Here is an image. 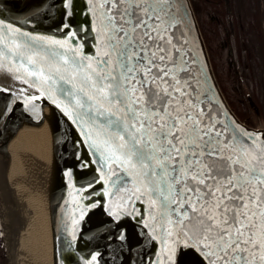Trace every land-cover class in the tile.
<instances>
[{"label": "snow or ice", "instance_id": "obj_1", "mask_svg": "<svg viewBox=\"0 0 264 264\" xmlns=\"http://www.w3.org/2000/svg\"><path fill=\"white\" fill-rule=\"evenodd\" d=\"M177 4L183 7L182 0H103L104 58L93 66L74 56L68 78L60 67L49 72L71 85L61 91L74 98L84 134L100 156L121 166V180L132 177L146 190L169 226L197 236L207 264H264V134L226 125L200 106L177 35ZM0 43V60L11 53L20 57L16 71L56 82L39 66L38 53L21 51L28 45L3 36ZM48 43L63 48L66 42Z\"/></svg>", "mask_w": 264, "mask_h": 264}, {"label": "water", "instance_id": "obj_2", "mask_svg": "<svg viewBox=\"0 0 264 264\" xmlns=\"http://www.w3.org/2000/svg\"><path fill=\"white\" fill-rule=\"evenodd\" d=\"M102 2L72 0L69 7L67 0H0V36L9 43L15 40L28 45L21 50L26 55L38 53L39 66L45 69V75L51 74L56 81H40L28 76L23 69L16 71L20 57L11 53L8 59L0 60L3 64L0 67V157L3 160L0 239L7 248L9 262L15 264L12 259L15 202L8 190L2 123L6 116L7 91L11 90L34 134L48 264H186L189 257L196 264H207L205 250L198 246L197 236L175 223L169 226L163 210L159 204L153 205L146 190L132 177L126 182L121 180L125 176L121 166L100 156L84 134L88 129L80 123L81 110L76 107L74 98L61 91L71 85L59 80L54 71L49 72L60 67L59 75L68 78L73 72L74 56L87 58L84 63L90 59L93 66L104 58L107 49L98 31ZM182 3L183 7L176 6V15L181 21L177 35L189 60V83L203 102L200 106H206L213 119L226 125L234 122L250 133L264 134V125L247 123L227 99L191 0H182ZM227 6L230 8L228 0ZM8 25L18 32H9ZM37 37L41 39H33ZM48 41L66 43L61 48ZM0 48H3L2 43ZM62 57L69 63L64 64ZM12 60L17 62L10 63ZM25 66L34 67L28 65L26 59ZM74 83L79 85L80 77ZM248 100L254 107L250 96ZM259 139L264 141V135ZM171 219L175 221L177 216Z\"/></svg>", "mask_w": 264, "mask_h": 264}, {"label": "trees", "instance_id": "obj_3", "mask_svg": "<svg viewBox=\"0 0 264 264\" xmlns=\"http://www.w3.org/2000/svg\"><path fill=\"white\" fill-rule=\"evenodd\" d=\"M208 46L219 83L237 112L250 125L264 123V23L255 1H244L234 7L235 34L226 23L219 26L215 16L223 20L227 14L221 0H192ZM222 12V14H221ZM236 14H241L243 29L238 27ZM227 43V46H225ZM248 96L256 104L251 106Z\"/></svg>", "mask_w": 264, "mask_h": 264}, {"label": "bare ground", "instance_id": "obj_4", "mask_svg": "<svg viewBox=\"0 0 264 264\" xmlns=\"http://www.w3.org/2000/svg\"><path fill=\"white\" fill-rule=\"evenodd\" d=\"M5 101L6 116L2 123V141L6 149L8 190L15 202L12 209L15 218L12 259L15 264H48L34 134L11 90L7 91ZM2 162L0 157V166ZM3 218L6 226L7 211L3 212ZM186 264L196 263L192 257H189Z\"/></svg>", "mask_w": 264, "mask_h": 264}, {"label": "flooded vegetation", "instance_id": "obj_5", "mask_svg": "<svg viewBox=\"0 0 264 264\" xmlns=\"http://www.w3.org/2000/svg\"><path fill=\"white\" fill-rule=\"evenodd\" d=\"M197 1L200 4H204L203 3L204 1L210 2V0H197ZM221 1L223 2L226 14L228 16H227V18H224L225 16L221 12V14H222L221 17H222L223 20H220L218 15H216L215 18L218 21L219 26H223L224 24L226 25V23H227L229 25L230 29H231V34H235V32H236V24H235V21L233 20V18H234V7L237 4V8H239L240 3L244 4L243 2L244 1H248V0H228L230 8H228V6H227V0H221ZM253 1H255V4L258 7V11H259V14H260L261 21H262V23H264V0H253ZM191 3L193 5L194 11H195V6H194L192 0H191ZM195 14H196V11H195ZM196 16H197V14H196ZM197 19H198V16H197ZM236 19H237L238 27L243 29V24H242V20H241L242 19L241 18V14H236ZM198 22H199V19H198ZM199 25H200V23H199ZM200 28H201V25H200ZM201 31H202V29H201ZM202 34H203V32H202ZM203 37H204V35H203ZM204 40H205V38H204ZM205 43H206V41H205ZM225 46H227V43H225ZM207 48H208V46H207ZM254 108L256 109V104H255ZM256 110L258 112V109H256ZM0 264H10L9 255L7 254V248H6L5 244L2 242L1 239H0Z\"/></svg>", "mask_w": 264, "mask_h": 264}, {"label": "rangeland", "instance_id": "obj_6", "mask_svg": "<svg viewBox=\"0 0 264 264\" xmlns=\"http://www.w3.org/2000/svg\"><path fill=\"white\" fill-rule=\"evenodd\" d=\"M263 125H264V123L259 124L258 126L261 127V126H263ZM0 199H1V197H0ZM0 205H1V201H0ZM0 209H1V206H0Z\"/></svg>", "mask_w": 264, "mask_h": 264}]
</instances>
